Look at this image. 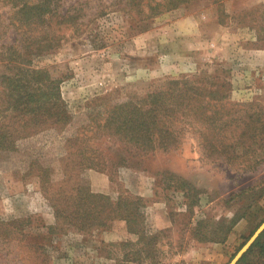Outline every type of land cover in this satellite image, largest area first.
<instances>
[{
    "label": "rangeland",
    "instance_id": "obj_1",
    "mask_svg": "<svg viewBox=\"0 0 264 264\" xmlns=\"http://www.w3.org/2000/svg\"><path fill=\"white\" fill-rule=\"evenodd\" d=\"M23 1L49 6L22 24ZM144 4L0 0V54L12 47L24 67L45 68L72 116L44 129L0 118L14 138L0 152V264H227L264 219V0H193L149 17ZM172 81L194 89L177 141L145 152L101 127L114 103L174 96ZM80 188L141 197L142 233L122 219L50 229L48 197ZM240 264H264V251Z\"/></svg>",
    "mask_w": 264,
    "mask_h": 264
},
{
    "label": "trees",
    "instance_id": "obj_2",
    "mask_svg": "<svg viewBox=\"0 0 264 264\" xmlns=\"http://www.w3.org/2000/svg\"><path fill=\"white\" fill-rule=\"evenodd\" d=\"M128 1L139 6L145 1L144 6H147L145 16L149 17L183 7L193 0ZM23 2L14 11L16 21L22 24L40 19L49 6L46 1H41L38 5H29L26 4L27 1ZM4 53L7 55L0 54V66L3 65L7 73H0V118L10 112V115H15L16 122L23 121L25 123L27 122L25 118L28 117L31 125L40 129H44L43 126L50 120L53 122L51 124L60 128L69 124L72 116L67 113L65 106L60 104L62 101L58 86L51 79L49 72L45 68L29 69L21 65L27 62L20 61L17 56L19 53L12 47L6 49ZM168 84L173 86L174 96L169 91L171 89L169 87L168 91L149 93L142 101L143 105L129 100L107 107L108 110H105L106 115L101 127L109 129L112 134L120 136L130 146L134 144V147L145 152L158 148V144L167 146L174 140L177 141L183 125L187 123L190 116L189 91L194 89L184 81H172ZM176 125H179L178 129L175 128ZM180 126L181 128H179ZM10 135L9 131H0V152L14 150V138ZM94 162L96 161L90 158L89 166L95 165ZM46 180L45 177L43 181L48 182ZM53 195L54 197H48L54 202L52 205L56 212V224L50 227L52 230L61 226V222H59L61 218V220L67 218V223L77 230L102 227L106 225L107 220L122 219L126 222L129 232L142 233L143 231V226H140L143 219L141 197L124 198L119 196L118 200L113 202L108 195L82 188L78 189L75 195H71L69 199ZM102 200L112 207L106 213H104L105 210H100L96 204L97 201ZM63 204L72 208L68 217L62 215L63 210L59 206ZM260 223L244 238L230 259ZM263 235L264 230L236 264L243 262L245 256L254 247H259L261 251H264V243L261 241Z\"/></svg>",
    "mask_w": 264,
    "mask_h": 264
},
{
    "label": "water",
    "instance_id": "obj_3",
    "mask_svg": "<svg viewBox=\"0 0 264 264\" xmlns=\"http://www.w3.org/2000/svg\"><path fill=\"white\" fill-rule=\"evenodd\" d=\"M264 230V220L260 223V225L255 229L252 235L248 238V240L242 245V247L236 252L232 259L227 264H236L240 257L247 251L250 245L254 242V240L258 237V235Z\"/></svg>",
    "mask_w": 264,
    "mask_h": 264
}]
</instances>
